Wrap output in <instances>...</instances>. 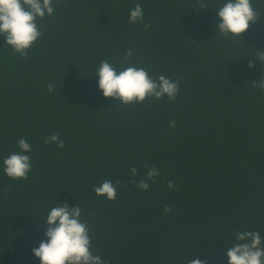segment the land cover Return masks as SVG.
<instances>
[{"label":"trees","instance_id":"trees-1","mask_svg":"<svg viewBox=\"0 0 264 264\" xmlns=\"http://www.w3.org/2000/svg\"><path fill=\"white\" fill-rule=\"evenodd\" d=\"M137 3L144 20L130 24ZM222 4L61 0L38 21L43 35L27 58L0 36V264H41L32 249L63 203H79L90 250L109 264H228L235 232L264 238V91L252 87L264 75L252 55L264 51V8L239 41L217 30ZM129 49L131 64L179 81L175 101L103 96L99 60L119 69ZM53 133L63 149L43 143ZM20 138L32 145V168L12 180L3 160ZM145 164L160 176L141 191L133 181L146 178ZM104 179L122 183L115 201L93 191Z\"/></svg>","mask_w":264,"mask_h":264},{"label":"clouds","instance_id":"clouds-1","mask_svg":"<svg viewBox=\"0 0 264 264\" xmlns=\"http://www.w3.org/2000/svg\"><path fill=\"white\" fill-rule=\"evenodd\" d=\"M61 0H0V36H3L6 44L12 48L14 54L21 58H27L29 51L33 50L36 42L42 37L43 30L38 21L46 16H51ZM208 0H198L200 8L207 6ZM261 8H264V0H223V4L216 9L219 18L217 30L225 38L241 41V35L249 29L250 23H256L261 16ZM130 24H141L144 20V10L137 3L129 13ZM147 30L149 23H143ZM133 53L129 49L124 57L121 68L116 63H110L107 59L99 60L94 74L99 77L98 86L106 98L120 101L119 104H142L146 98L160 100L165 96L169 101H175L180 91L178 80H172L160 75L152 77L144 68L131 64ZM264 64V51L257 48L252 54ZM130 65V66H123ZM253 68L252 61L248 63ZM252 87L264 91V75L252 81ZM55 84H47V90L52 92ZM171 128L176 127L175 121H169ZM44 144L54 143L58 149L65 147V142L60 139L59 133H53L43 139ZM19 151H14L3 160V171L12 180H27L32 163L29 153L32 145L24 138L17 141ZM148 168V165L145 164ZM133 176L137 175L135 166L129 169ZM160 176V171L152 166L148 168L146 178L133 181L136 188L147 191L150 187L147 181H154ZM122 183H113L110 179H104L93 191L97 196H106L109 201H115L117 188ZM168 187L174 189L172 181H168ZM7 191V190H6ZM47 212L46 240L40 242L39 247L33 248L35 257L41 264H109L102 260L100 255H95L91 249V229L88 222L82 218V208L79 203L70 207L67 203L57 204ZM164 212L171 211L169 206L164 207ZM237 243L228 247L226 255L228 264H264V238L258 231H237L234 233ZM187 264H207L206 260L189 259Z\"/></svg>","mask_w":264,"mask_h":264}]
</instances>
